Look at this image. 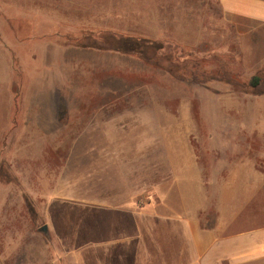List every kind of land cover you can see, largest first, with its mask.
Segmentation results:
<instances>
[{"label": "rangeland", "instance_id": "obj_1", "mask_svg": "<svg viewBox=\"0 0 264 264\" xmlns=\"http://www.w3.org/2000/svg\"><path fill=\"white\" fill-rule=\"evenodd\" d=\"M191 7L192 0H0L3 234L19 240L27 229L70 227L59 214L79 211L61 199L73 182L88 181L87 195L121 194L106 184L125 181L136 149L145 150L140 206L155 201L156 181L175 176V155L192 154L211 213L234 191L224 183L236 167L256 163L264 174V75H240L208 26L217 10ZM191 19L200 26H187ZM88 33L103 45L129 35L154 48L135 57L77 47ZM117 118L144 126L145 136L111 139L105 122ZM113 149L124 151L117 157Z\"/></svg>", "mask_w": 264, "mask_h": 264}, {"label": "crops", "instance_id": "obj_2", "mask_svg": "<svg viewBox=\"0 0 264 264\" xmlns=\"http://www.w3.org/2000/svg\"><path fill=\"white\" fill-rule=\"evenodd\" d=\"M191 10H217L208 26H216L218 43L234 56L233 67L240 75H264V0H192ZM186 25L200 26L193 19ZM105 124L111 139L128 132L145 136L144 126H131L122 118ZM123 151L113 149L111 154L120 157ZM186 156L175 155L182 157L173 164L175 176L156 181L159 194L144 206V149L133 150L125 181L106 184L123 189L121 194L87 195L88 181H74L71 197L61 199L79 211L59 214L73 221L70 227L27 229L19 240L0 229V264H264V195L259 194L264 192V174L256 163L236 167L224 183L234 191L220 196L211 213L212 201L201 195L192 154ZM119 172H124L121 167Z\"/></svg>", "mask_w": 264, "mask_h": 264}, {"label": "trees", "instance_id": "obj_3", "mask_svg": "<svg viewBox=\"0 0 264 264\" xmlns=\"http://www.w3.org/2000/svg\"><path fill=\"white\" fill-rule=\"evenodd\" d=\"M114 40L113 43L110 45H103L98 43L97 39L89 35L83 37L81 40L76 42V46L79 48H92L97 50H105V51H112L121 53L128 56H135L139 57L140 55L144 54V48L150 47L151 49L154 48L153 42H150L146 39L134 38L132 36L126 35H113ZM181 56L183 55V51H180ZM179 59H182L181 57ZM260 83V80L256 77L252 81V86H257Z\"/></svg>", "mask_w": 264, "mask_h": 264}, {"label": "water", "instance_id": "obj_4", "mask_svg": "<svg viewBox=\"0 0 264 264\" xmlns=\"http://www.w3.org/2000/svg\"><path fill=\"white\" fill-rule=\"evenodd\" d=\"M42 230L47 231V226H44Z\"/></svg>", "mask_w": 264, "mask_h": 264}]
</instances>
